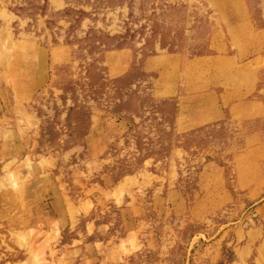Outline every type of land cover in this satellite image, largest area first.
Returning <instances> with one entry per match:
<instances>
[{
  "label": "rangeland",
  "instance_id": "obj_1",
  "mask_svg": "<svg viewBox=\"0 0 264 264\" xmlns=\"http://www.w3.org/2000/svg\"><path fill=\"white\" fill-rule=\"evenodd\" d=\"M0 264H264V0H0Z\"/></svg>",
  "mask_w": 264,
  "mask_h": 264
}]
</instances>
